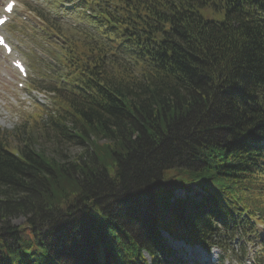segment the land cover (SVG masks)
I'll list each match as a JSON object with an SVG mask.
<instances>
[{
	"label": "trees",
	"instance_id": "1",
	"mask_svg": "<svg viewBox=\"0 0 264 264\" xmlns=\"http://www.w3.org/2000/svg\"><path fill=\"white\" fill-rule=\"evenodd\" d=\"M66 1L92 24L39 12L65 42L63 82H35L51 152L41 109L0 128V264H170L163 232L226 253L264 225V0Z\"/></svg>",
	"mask_w": 264,
	"mask_h": 264
},
{
	"label": "rangeland",
	"instance_id": "2",
	"mask_svg": "<svg viewBox=\"0 0 264 264\" xmlns=\"http://www.w3.org/2000/svg\"><path fill=\"white\" fill-rule=\"evenodd\" d=\"M31 0H17V11L15 12V16L12 18L13 20H19L21 22L22 17L20 14L19 9L21 10L22 7H26V3H32ZM3 2V0H0V5ZM64 6L69 7L72 5L73 2L63 1L62 2ZM43 8L45 5L39 3L38 7ZM27 8V7H26ZM29 9V8H28ZM81 9V8H80ZM79 8L76 9L74 12L76 13L77 10H80ZM74 12H68L67 15L62 16L56 21L59 22V26L66 30V28L69 26L70 28H73V30L78 29H89L91 26L89 25L88 21L83 19H78L75 16L78 15V13ZM85 13V12H84ZM17 17V18H15ZM11 19V21H12ZM14 20V21H15ZM32 20V19H31ZM26 20L29 22H33V20ZM82 20L81 22H79ZM23 21V20H22ZM22 24H26L27 27H22L23 25H19L17 30L11 29L8 27V23L4 27L5 33L8 36L9 41H11L12 46L26 56H28V53L32 49V47H35L34 38L29 37L26 34L27 28H31V23H27L25 21L21 22ZM24 32V33H22ZM41 35V33H40ZM46 45H44L45 47ZM48 48H50L48 46ZM120 53L123 55V52L120 51ZM29 71L32 73L39 74V76L44 77L42 80L45 82H56V79L53 77L47 78L45 76H49L50 74L44 72L46 71L44 68L42 72L40 70L41 68V62L35 61L34 64L31 63V67L29 66ZM60 69V67H58ZM2 73H5L9 75L8 77L13 80V82L8 81L4 76H2ZM54 79V80H51ZM19 79L16 78L15 73L10 69V66L8 64L7 57L3 55L2 51L0 50V128L12 131L17 127H20V129L26 131L28 127V123L25 121V117L33 112H35L37 106H42L45 110V113H53L54 108L56 105L54 104V100L52 99L54 97V93L49 91L47 88L41 87L40 85L36 87H31L33 89L37 88L39 90L38 93L36 91H30L27 89V82L24 83V88L19 89L16 85V82ZM51 80V81H50ZM35 81H41L39 79ZM34 82V81H33ZM46 83V82H45ZM43 93V94H42ZM37 103V105H34ZM44 114V113H42ZM42 127L44 128L45 132H43L40 128L35 127L33 131V142L38 147L42 148L46 152L50 153L52 150L51 144L49 142L51 137V131L49 129V122L47 121V116L44 114L42 116ZM22 124H25L22 126ZM25 126V127H24ZM43 133V134H42ZM63 142V143H62ZM60 144H62V153L60 154V157L62 159L70 160L72 157L76 156L80 150H82V147L79 145H76L73 142L68 141H62ZM188 188L191 189V192H200L199 188L195 185H191ZM171 192L176 197H182L184 196V190L183 188H171ZM24 221V217L22 215L15 216L11 219V223L13 224H20ZM258 227V228H257ZM255 229H258L256 232L255 230H251L250 233L247 235H244V232H237L234 234L233 239L231 240V248L232 250L226 253L225 258L228 261V264H246L247 259L253 257L256 261L257 259L261 260L260 264H264V245L259 243V237H262L264 234V231L257 226ZM167 241L171 243V245L175 244L177 245L182 253L177 251L179 257H181L182 262L185 264H209L208 262L203 263V258L206 257L204 254L200 253V251L196 250V248L189 247L187 245H183L182 243H177L176 241H173L169 235L164 233ZM228 235V234H227ZM226 236V235H222ZM226 241H228L229 237L226 236ZM261 251V254L259 253ZM195 250V251H192ZM229 250V249H227ZM218 248L214 247L211 251V258L213 259L218 254ZM185 253V254H184ZM214 261L216 259H213ZM225 260V262H227ZM212 261V260H210ZM216 263V262H215Z\"/></svg>",
	"mask_w": 264,
	"mask_h": 264
},
{
	"label": "snow or ice",
	"instance_id": "3",
	"mask_svg": "<svg viewBox=\"0 0 264 264\" xmlns=\"http://www.w3.org/2000/svg\"><path fill=\"white\" fill-rule=\"evenodd\" d=\"M0 23H2V21H0Z\"/></svg>",
	"mask_w": 264,
	"mask_h": 264
}]
</instances>
